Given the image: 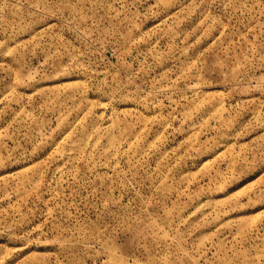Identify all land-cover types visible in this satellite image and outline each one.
I'll return each mask as SVG.
<instances>
[{
	"label": "rangeland",
	"instance_id": "rangeland-1",
	"mask_svg": "<svg viewBox=\"0 0 264 264\" xmlns=\"http://www.w3.org/2000/svg\"><path fill=\"white\" fill-rule=\"evenodd\" d=\"M0 264H264V0H0Z\"/></svg>",
	"mask_w": 264,
	"mask_h": 264
}]
</instances>
